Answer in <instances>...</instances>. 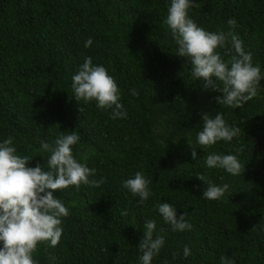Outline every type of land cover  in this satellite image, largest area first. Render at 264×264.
<instances>
[{"label": "trees", "instance_id": "1", "mask_svg": "<svg viewBox=\"0 0 264 264\" xmlns=\"http://www.w3.org/2000/svg\"><path fill=\"white\" fill-rule=\"evenodd\" d=\"M192 2L189 16L198 26L232 32L260 66L258 94L242 108L217 104L222 93L204 89L176 54L165 23L170 0H0V143L13 137L17 154L32 158L28 167L47 170L50 153L41 142L75 131L73 156L95 169L89 180L101 181L54 193L69 215L55 247L37 245L36 264H141L148 220L156 222L154 238L164 237L151 264H221L222 256L264 264V0ZM229 50L235 55L230 41L217 49L225 60ZM87 57L114 78L126 116L113 119L112 109L74 97L72 77ZM218 113L239 136L200 146L202 117ZM212 153L237 156L244 170L234 176L207 167ZM136 172L150 181L142 205L123 187ZM209 184L229 188L208 200L202 194ZM164 202L175 206L177 219L185 215L190 230L172 231L157 209Z\"/></svg>", "mask_w": 264, "mask_h": 264}, {"label": "clouds", "instance_id": "2", "mask_svg": "<svg viewBox=\"0 0 264 264\" xmlns=\"http://www.w3.org/2000/svg\"><path fill=\"white\" fill-rule=\"evenodd\" d=\"M195 4L192 0H170L165 23L178 45L176 54L188 59L193 79L203 81L204 89L222 93L216 97L217 104L242 108L258 94L262 80L260 66L253 64L252 54L244 51L241 40L232 32L213 33L198 26L189 16V9ZM227 23L234 29L236 20L229 19ZM229 41L235 55L229 50V59L225 60L217 49L226 48ZM90 44L91 40L85 47ZM218 82L223 86L220 87ZM71 87L77 101H95L99 109H112L113 119L126 116L114 78L105 67L94 65L91 57L85 58L73 75ZM130 91L133 96L138 95L135 89ZM202 120L203 127L197 133V143L202 147L221 140L231 142L240 134L239 128L226 125L221 113L214 118L205 114ZM79 141L80 136L75 131L61 135L52 144L42 141L41 149L50 153L47 170L39 163L28 167L32 158L17 154V149L12 146L13 137L9 136L0 143V242L3 245L0 247V264H36L33 253L37 245L48 241L55 247L63 232L61 218L69 215L68 207L54 193L73 186L77 190L81 185L98 187L101 183L89 180V176L95 175V169H89L73 156L72 146ZM192 148V158L196 159L195 147ZM205 162L209 168H222L234 176L244 170L237 156L232 154H208ZM196 178L202 182L205 180L203 174ZM149 183L143 173L136 172L133 178L123 182V187L133 196H138L142 205L151 194ZM228 188L227 184H209L202 197L219 200ZM157 209L164 222L171 225L172 231L191 229L192 225L185 220L184 214L177 219L176 208L172 204L164 202L157 205ZM155 229L154 220L145 222L138 245L142 253L141 264H151L164 244L163 236L154 238ZM183 255H190L187 245ZM221 264H231V261L222 256Z\"/></svg>", "mask_w": 264, "mask_h": 264}]
</instances>
